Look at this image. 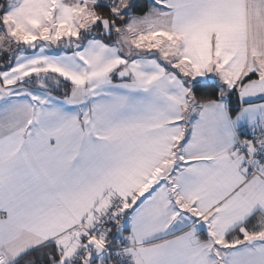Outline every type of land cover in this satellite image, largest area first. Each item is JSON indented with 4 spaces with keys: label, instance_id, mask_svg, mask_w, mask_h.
I'll use <instances>...</instances> for the list:
<instances>
[{
    "label": "snow or ice",
    "instance_id": "obj_1",
    "mask_svg": "<svg viewBox=\"0 0 264 264\" xmlns=\"http://www.w3.org/2000/svg\"><path fill=\"white\" fill-rule=\"evenodd\" d=\"M0 264H264V0H0Z\"/></svg>",
    "mask_w": 264,
    "mask_h": 264
}]
</instances>
